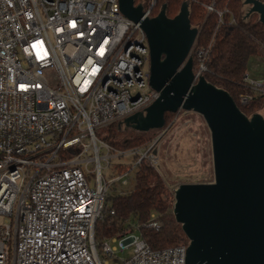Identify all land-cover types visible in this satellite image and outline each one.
<instances>
[{
	"label": "built area",
	"instance_id": "2783aa9c",
	"mask_svg": "<svg viewBox=\"0 0 264 264\" xmlns=\"http://www.w3.org/2000/svg\"><path fill=\"white\" fill-rule=\"evenodd\" d=\"M145 3L151 17L155 0ZM211 44L191 50L194 83ZM244 83L238 102L248 106L264 80L245 74ZM158 95L145 33L118 0H0V264H109L111 243L132 247L112 264H184L188 244L152 249L144 240L141 228L163 225L154 212L95 236L103 211L114 213L112 185L125 193L137 165L157 161L155 141L116 149L97 132ZM127 155L128 165L112 163Z\"/></svg>",
	"mask_w": 264,
	"mask_h": 264
},
{
	"label": "water",
	"instance_id": "95a60500",
	"mask_svg": "<svg viewBox=\"0 0 264 264\" xmlns=\"http://www.w3.org/2000/svg\"><path fill=\"white\" fill-rule=\"evenodd\" d=\"M118 1L120 12L145 33L149 86L159 93L124 123L137 131L161 129L165 112L193 110L210 132L213 181L174 190L173 214L189 241L184 264H264V116H246L203 76L194 83L190 53L201 26H191L186 1L173 18L165 5L148 17L134 0ZM243 4L264 25V3Z\"/></svg>",
	"mask_w": 264,
	"mask_h": 264
},
{
	"label": "trees",
	"instance_id": "16d2710c",
	"mask_svg": "<svg viewBox=\"0 0 264 264\" xmlns=\"http://www.w3.org/2000/svg\"><path fill=\"white\" fill-rule=\"evenodd\" d=\"M183 1L185 0H155L150 16H156L161 6L165 5L166 16L173 18ZM186 1L191 26H201L194 49L206 46L212 39L203 77L210 84L227 91L246 116L258 112L264 106V95L255 94L248 106H241L238 102V95L247 91L244 83L247 60L253 55L264 59V25L258 20V14H247L243 0ZM259 1L264 3V0ZM139 3L144 8L148 7L145 0H134V4ZM211 3L212 9L208 10L207 6ZM191 57L192 70L195 71L197 62L192 54ZM182 111L184 110L165 112L164 127ZM118 122H113L97 132L98 137L105 139L116 149L140 146L138 144L152 138L158 130H121ZM106 201L114 213L111 214L105 209L102 218L97 220L95 236L98 239L115 235L129 222H145L154 212L162 220V227L157 231L141 228L144 240L152 249L173 246L182 240L187 241L181 224L175 220L173 214V191L155 166L149 162L142 160L137 165L125 193L109 195Z\"/></svg>",
	"mask_w": 264,
	"mask_h": 264
},
{
	"label": "rangeland",
	"instance_id": "374dc122",
	"mask_svg": "<svg viewBox=\"0 0 264 264\" xmlns=\"http://www.w3.org/2000/svg\"><path fill=\"white\" fill-rule=\"evenodd\" d=\"M249 7V5L244 4V11L247 12ZM246 74L252 79H263L264 59L254 55L250 56L247 60ZM256 113L264 116V106ZM123 120L117 124L120 129L132 130L133 128L127 126ZM154 133L152 138L138 145L144 146L150 142H156L155 154L157 161L155 168L173 191V198L174 190L182 183L213 181L210 132L199 113L193 110H184L168 126H163ZM131 160L132 157L127 155L120 159H114L112 163H120L124 167ZM92 184L93 182L91 181ZM118 190V186L112 185L108 193L109 195H114ZM188 242L187 239V241L182 240L178 244H188ZM111 245H116L117 251L115 256L110 259L109 264L114 261H120V258L130 256L132 253L131 246L121 249L118 243H111Z\"/></svg>",
	"mask_w": 264,
	"mask_h": 264
}]
</instances>
